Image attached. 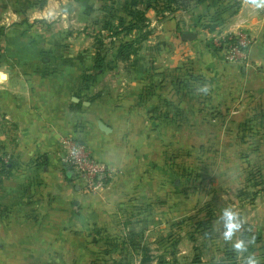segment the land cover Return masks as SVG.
<instances>
[{"label": "crops", "instance_id": "crops-1", "mask_svg": "<svg viewBox=\"0 0 264 264\" xmlns=\"http://www.w3.org/2000/svg\"><path fill=\"white\" fill-rule=\"evenodd\" d=\"M30 1L0 0V155L12 162L0 175V264H90L103 245L94 234L120 232V206L136 183L149 180L154 167L168 176L150 158L161 154L167 137L175 138L178 153L225 156L213 166L239 169L241 186L252 165L264 172L261 0H239L232 13L222 14L223 32L240 28L250 35L246 64L227 62L207 45L199 23L217 22L201 15L212 8L206 0L191 8L186 29H179L183 19H152L148 29L157 24L159 31L143 39L127 65L102 66L90 81L93 50H68L66 28L50 34L20 28L30 18L43 19L51 5ZM118 1V11L124 4L153 10L151 0ZM85 5L80 2L79 11ZM60 8L67 13V2ZM186 31L197 37L185 40ZM55 60L63 63L56 67ZM66 135L84 142L112 171L98 192H84L62 165L59 138ZM241 202V214L254 221L246 227L264 237V192Z\"/></svg>", "mask_w": 264, "mask_h": 264}, {"label": "rangeland", "instance_id": "rangeland-1", "mask_svg": "<svg viewBox=\"0 0 264 264\" xmlns=\"http://www.w3.org/2000/svg\"><path fill=\"white\" fill-rule=\"evenodd\" d=\"M54 2L56 4L53 5ZM64 2H67L65 14L60 8ZM80 2L86 3L82 6V11H79ZM47 3L51 5H46L45 11L48 12L43 19L30 18L27 26L20 28L24 30L27 27L29 31L35 28L44 34L66 28L65 40L68 50L73 52L93 50V54L88 55V64L94 67L98 63L97 58L101 57L100 69L102 66L108 67L109 64V67H115L118 61L119 64L126 66L127 57L134 54L143 39L159 31L157 24L148 29L150 21L154 18L157 21L168 18L175 23L183 19L179 29L191 26L186 20L189 18L191 8L197 5L196 0H151L148 7L153 10L149 12V9L143 6L134 7L129 4H124L122 11H118V0H47ZM210 4L211 10L201 15L214 18L217 23L199 24L203 26L204 35H208L207 45L217 49L211 40L213 36L223 32L222 28L225 27L223 11L232 13L234 11L232 8L238 6L239 0H212ZM125 7L137 12L138 18L132 19L126 13ZM119 17L123 19V24L120 23ZM82 18L85 23L78 22V19ZM133 22L138 24L140 29L128 31L122 29ZM196 27L198 28L192 25V28ZM0 28L1 40L3 28ZM18 28L13 26L15 31ZM118 30L119 34L114 35L113 32ZM207 31L212 33L208 34ZM1 49L0 44V52ZM108 56H112V59H108ZM61 63L63 60H55L56 67ZM98 73L92 70L87 77L88 81L93 78L95 80ZM105 79L110 82L111 76ZM142 95L143 89L139 92V98ZM165 141V148L161 154L154 152L150 158L153 163L162 165L168 176L160 175L154 167L151 169L149 180L145 182L139 180L136 183L133 194L120 206V232L115 235L94 234V242L105 246L101 245L92 252L90 264H192L195 254L199 255L202 263L225 261L245 264L247 258L251 257L256 262L264 264V237L257 236L252 227H246V223L254 225V221L249 219L252 218L251 215L247 219L241 214L245 206H242L241 200L246 202L251 200L249 197L239 199L236 195V190L241 188L239 169L220 170L218 166L213 165L221 166L225 156L214 155L208 160L207 154H190V151L186 150L184 153H178L175 149V138L167 137ZM3 156L0 155V175L11 159L9 155ZM252 166L247 167L248 169L252 167L248 174L255 165ZM73 180L75 181L74 178ZM139 182L142 183L140 187ZM224 209H230L234 213L235 222L240 224L238 229L233 230L230 238H225V220L222 218ZM207 211H210V214ZM211 216L208 224L196 227L198 221ZM255 236L258 237L256 240ZM241 240L246 245L243 252L233 246ZM252 246L255 250H252Z\"/></svg>", "mask_w": 264, "mask_h": 264}, {"label": "built area", "instance_id": "built-area-1", "mask_svg": "<svg viewBox=\"0 0 264 264\" xmlns=\"http://www.w3.org/2000/svg\"><path fill=\"white\" fill-rule=\"evenodd\" d=\"M211 42L227 62L246 64L251 38L248 32L237 28L235 32H223L212 37ZM60 158L75 182L84 192L96 193L112 177V171L98 161L89 148L71 135L59 138Z\"/></svg>", "mask_w": 264, "mask_h": 264}, {"label": "trees", "instance_id": "trees-1", "mask_svg": "<svg viewBox=\"0 0 264 264\" xmlns=\"http://www.w3.org/2000/svg\"><path fill=\"white\" fill-rule=\"evenodd\" d=\"M204 0H196V3H201ZM126 8V7H125ZM126 13L131 16V18L135 19L138 18L137 16V12H134V10L131 9H127L126 8ZM140 16V15H139ZM120 23L123 24V19L121 17H119ZM136 22V21H134ZM131 23L128 26H124L122 29L124 31H128V30H132V29H140V26L136 23ZM109 22H106V24H108ZM142 27V26H141ZM1 31V28H0ZM1 33V32H0ZM114 35L119 34V30L118 31H114L113 32ZM97 64L94 65L93 70H96V73L100 70V63L102 62V58L98 57L97 58ZM70 173V171H69ZM71 174V173H70ZM68 179L71 178V176H67ZM237 197H239V199H243V198H248L252 201L259 193L264 192V172L261 171V169L259 168V166H254V168L250 171V173L246 176L245 178V183L241 186V188H238L237 190ZM208 214H210V211H207ZM212 218L209 217L206 220H200L197 222L196 227H202L205 224H208V222L210 221V219ZM258 237L255 236V240ZM252 250H255V247H251ZM192 264H236L234 262H225V261H210L208 263H202L201 259L199 257L198 254H195L194 258L192 259ZM247 264V262L245 263ZM256 264H262L259 262H256Z\"/></svg>", "mask_w": 264, "mask_h": 264}, {"label": "clouds", "instance_id": "clouds-1", "mask_svg": "<svg viewBox=\"0 0 264 264\" xmlns=\"http://www.w3.org/2000/svg\"><path fill=\"white\" fill-rule=\"evenodd\" d=\"M261 3H264V0H261ZM222 218L225 220V238H230L233 230L238 229L240 227L239 222H235V216L234 213L230 209H224L222 213ZM234 248L243 252L246 250V245L244 241H238L234 245ZM247 264H256V260L248 257L247 258Z\"/></svg>", "mask_w": 264, "mask_h": 264}, {"label": "water", "instance_id": "water-1", "mask_svg": "<svg viewBox=\"0 0 264 264\" xmlns=\"http://www.w3.org/2000/svg\"><path fill=\"white\" fill-rule=\"evenodd\" d=\"M182 37L185 39V40H193L197 37V33L196 32H193V31H186L182 34ZM99 128L104 131V132H107L109 130V128L101 121H99V124H98Z\"/></svg>", "mask_w": 264, "mask_h": 264}]
</instances>
